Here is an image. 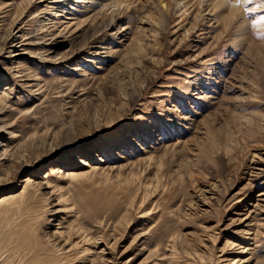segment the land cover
<instances>
[{
  "label": "rangeland",
  "instance_id": "rangeland-1",
  "mask_svg": "<svg viewBox=\"0 0 264 264\" xmlns=\"http://www.w3.org/2000/svg\"><path fill=\"white\" fill-rule=\"evenodd\" d=\"M230 1L0 0V264H264V0Z\"/></svg>",
  "mask_w": 264,
  "mask_h": 264
},
{
  "label": "bare ground",
  "instance_id": "bare-ground-1",
  "mask_svg": "<svg viewBox=\"0 0 264 264\" xmlns=\"http://www.w3.org/2000/svg\"><path fill=\"white\" fill-rule=\"evenodd\" d=\"M76 1L77 2H81V3H87V5L85 6V9H89V8L94 9L93 13L89 14L87 17L90 16L91 18H93V20L99 18L97 20V23H98V27H100L102 24L103 25L106 24V20H105L106 13H105V11L110 9V14L111 15H110L109 19H112V17L114 16L115 8L119 7L122 3L127 2L129 0H89V3L87 2V0H76ZM202 1H206V0H202ZM225 4L230 6V8H229V14H230L229 17L230 16H234L235 13L237 12V8H236L234 2H232L230 0H217V3L215 5H225ZM167 7H168V5H167L166 2H162L161 3V8H163V10H161V15L162 16H164L166 14V12L168 10ZM54 25H56V24H53V26ZM50 26H49V28H50ZM18 37H20V35L19 34L17 35V33L12 34V36H10L11 44H15L16 42H18L17 41ZM259 193H263V192H259ZM8 197H9V195L4 196V198H8Z\"/></svg>",
  "mask_w": 264,
  "mask_h": 264
},
{
  "label": "snow or ice",
  "instance_id": "snow-or-ice-1",
  "mask_svg": "<svg viewBox=\"0 0 264 264\" xmlns=\"http://www.w3.org/2000/svg\"><path fill=\"white\" fill-rule=\"evenodd\" d=\"M262 19H264V17H262Z\"/></svg>",
  "mask_w": 264,
  "mask_h": 264
}]
</instances>
